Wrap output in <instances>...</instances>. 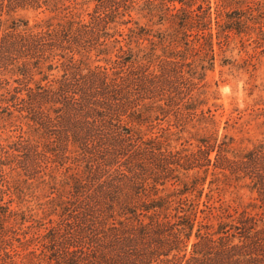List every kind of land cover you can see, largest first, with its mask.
Returning <instances> with one entry per match:
<instances>
[{
    "label": "trees",
    "instance_id": "16d2710c",
    "mask_svg": "<svg viewBox=\"0 0 264 264\" xmlns=\"http://www.w3.org/2000/svg\"><path fill=\"white\" fill-rule=\"evenodd\" d=\"M80 1L93 3L84 16L76 13L77 0H0V76H17L11 89L0 79V109L19 113L36 136L17 137L18 168L35 176L54 163L69 172L56 221L25 242L7 240L0 264H264V145L229 157L223 141L200 139L196 150H170L140 136L131 123H141L151 105L179 126L197 116L191 103L196 84L184 72L190 65L170 57L152 69L121 45L115 34L122 33L111 26L133 0ZM160 1L183 38L193 29L195 40L212 52V35L205 34L209 3L197 5L194 14L184 0ZM23 8H51L61 17L32 28L10 21ZM127 31L137 41L146 38L141 29ZM210 168L211 176L246 182L261 212L225 211L215 224L198 221L197 205L181 198L198 178L189 186L180 177L205 176Z\"/></svg>",
    "mask_w": 264,
    "mask_h": 264
},
{
    "label": "rangeland",
    "instance_id": "374dc122",
    "mask_svg": "<svg viewBox=\"0 0 264 264\" xmlns=\"http://www.w3.org/2000/svg\"><path fill=\"white\" fill-rule=\"evenodd\" d=\"M133 1L132 5L126 4L128 8L124 16L111 26L123 35L115 34V37L143 62H148L152 69L162 59L184 58V62L190 65L184 68L185 77L196 84L191 103L197 116L192 122L179 126L172 114H163L151 105L141 123H131L132 129L144 139H155L170 150H196L198 140L211 139L225 142L227 155L233 157L257 145H264V0H192L193 5L184 0L190 5L185 6V10L194 11V14L197 13V5L205 9L209 3L210 31L206 30L205 34L212 35V52L203 46V40H195L197 33L193 29L187 32L190 37L183 38L182 30L162 14L167 12L160 0H150L148 6L146 0ZM175 6L179 7V4L175 3ZM92 8L90 1L83 5L80 3L76 13L84 16ZM120 9L122 11L123 8ZM52 11L51 8L17 9L11 14L10 21L25 23L29 28L44 27L55 24L61 17L59 11ZM129 20L125 25L120 24ZM228 25L233 29H225ZM128 28L141 29L146 38L139 41L129 38ZM184 39L190 42L188 46L184 45ZM16 77L3 73L0 79L7 80L6 88L11 89L16 86L13 83ZM39 79V76L34 78L35 81ZM10 113L8 115L0 109V161L4 165L1 167L4 179L0 186V219L1 213L5 212L7 218L5 222L0 220V225L8 232L3 234L0 231V258L3 257L4 243L11 237L25 242L45 234L57 219L61 196H66L68 191L66 176L69 172L58 164L48 163L44 166L46 169L35 176H28L18 168L17 162L22 154L13 151L20 140L17 137L23 132H26L24 137L36 139V136L28 130L27 121L19 113L13 109ZM201 116L206 119H201ZM211 171L210 168L205 176L199 171L197 175L190 172L188 179L180 177L189 186L193 176L198 178L195 188L181 197L197 205L198 221L204 218L203 223L215 224L225 211L230 214L243 210L252 214L261 212L258 208L260 202L246 182L225 178L218 173L211 176ZM225 174L228 176L227 172ZM199 178H203L202 183ZM175 188L181 189L182 186L176 184ZM7 210L12 213L8 215ZM13 244L15 250L22 252L23 248L17 242L13 241ZM27 248L31 250L33 246ZM6 251L10 252V248Z\"/></svg>",
    "mask_w": 264,
    "mask_h": 264
}]
</instances>
